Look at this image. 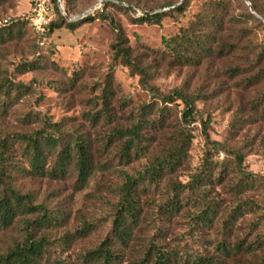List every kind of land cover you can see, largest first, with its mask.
Masks as SVG:
<instances>
[{"label": "trees", "instance_id": "16d2710c", "mask_svg": "<svg viewBox=\"0 0 264 264\" xmlns=\"http://www.w3.org/2000/svg\"><path fill=\"white\" fill-rule=\"evenodd\" d=\"M52 1L57 3V0ZM238 1L243 3V0ZM249 1L253 10L264 18V0ZM106 6L123 9L112 2ZM64 7L68 13L66 3ZM184 8L179 5L171 10L182 13ZM232 9L230 0H213L186 26L180 27L176 35L165 41L163 57L172 66H198L203 60L229 52L232 46L225 38V31L228 28L248 30L243 27L245 20L231 15ZM55 10L59 21H50L46 25L47 35L63 25L72 29L77 24L64 23L57 5ZM171 10L143 16L139 20L159 24L161 17ZM248 15L261 23L253 13L248 12ZM32 18L33 13H29L0 21V45L22 39ZM96 18L107 23L114 32L113 58H120L132 73L139 74L144 85L147 70L133 56L123 29L111 14L102 11L78 23L92 22ZM238 24L240 27H234ZM254 58L255 74L249 77L244 87L255 84V88H261H256L255 97L246 103L250 115L244 113L243 107L237 108L235 124H246L254 118L264 119V45L255 48ZM39 60L40 53L32 52L21 56L14 71L0 69V119L12 114L18 103L30 99L29 109L21 121L25 125L37 122V127L28 129L0 130V264H71L58 256L56 248L65 247L77 237L87 236L94 229L85 224V228L68 231L69 214L64 207L51 208L44 199L38 202L34 191L21 188V181L73 178L74 186L82 189L96 171L106 172L112 167L110 156L102 159L99 156L112 152L114 148V158L124 165L140 159H145V165L135 174L123 172L121 183L116 185V198L109 203L110 233L93 249L83 253L81 262L121 264L124 250L132 248L138 240L137 234L145 226H150L157 235L144 237L141 250L130 255L126 264H264V231L234 242L230 238V230L238 216L248 212L255 214L259 210L262 220L258 223V219H254L252 226L255 228L258 223L264 228V204L244 195L255 188L264 191V176L244 164L247 153L244 145L211 139L210 117L204 118V112L195 106L201 95L188 93L184 88H175L161 95L149 88L153 100L142 104L125 122H118L108 101L111 89L106 86L101 93V109L88 118L91 126L100 120V116L108 119L102 139L95 143L89 130L67 126L66 119L52 121L34 109L43 98L38 90L39 81L25 82L18 79L17 74L39 69ZM72 72L73 80L82 74L80 69ZM177 101L181 102V108ZM172 107L176 109V122L170 123L173 131L166 133ZM197 121L202 124L204 140L201 163L189 179L182 182L174 178V174L186 164L194 140L190 127ZM233 128L236 129L237 125ZM156 135L164 140L157 143ZM220 154H223L222 158ZM216 186H221L225 196H229L234 204L224 218H220L219 213L225 199L213 193ZM156 195L159 200H153ZM185 205L193 209L190 214L194 219L191 234L198 235L200 230L212 228L220 234L218 239L205 240L208 247L203 251H183L176 249L174 244L167 247L159 239L164 238V225ZM259 253V260H255ZM239 257L246 259L242 261Z\"/></svg>", "mask_w": 264, "mask_h": 264}, {"label": "rangeland", "instance_id": "374dc122", "mask_svg": "<svg viewBox=\"0 0 264 264\" xmlns=\"http://www.w3.org/2000/svg\"><path fill=\"white\" fill-rule=\"evenodd\" d=\"M39 1L41 0H0V21L27 16L29 13H33L34 17L36 13L34 9ZM99 1L62 0V6L65 10L66 3L68 8L66 14L75 17L89 11ZM118 1L128 6L115 3L123 8L116 9L106 6L109 2L114 3L112 0H105L91 15H97L103 11L111 14L119 23L127 37L133 56L136 57L139 65L147 70L144 85L139 74L132 73L120 58H113L111 44L114 42V32L99 18L82 23H78L80 21L78 20L74 22L77 24L72 29L63 25L50 35H47L48 31L45 27L41 35L42 39H39L40 33L32 28L30 22L26 25L22 39L16 38L0 45V69L14 71L21 56L31 55L32 52L40 53L41 67L39 69L17 74V78L25 82L34 79L39 81L38 90L43 98L35 107L31 106L41 114L50 117L52 121L66 119L67 126L89 130L95 143L102 139V133L108 127L105 124L108 119L100 116V120L91 126L88 118L101 109V93L106 86L111 89L108 101L118 122H125L132 112L137 113L142 104L153 100L149 88L157 90L161 95H166L175 88H184L188 93L199 94L202 98L195 101V106L204 112V118L210 117L211 139L233 145H244L247 150L244 164L253 172L264 176V119L254 118V120H248L246 124L242 122L235 124L234 121L239 107L246 110L245 114H251L246 103L255 97V89L261 88V86L255 88V84L248 88L244 85L249 81V77L255 74V48L264 45V18L257 12H253L246 0H243V3L230 0L233 7L231 15L240 17L242 21L245 20L243 27H247L248 30L239 31V28H228L225 31V38L232 46L229 52L217 58L203 60L198 66H172L167 58L163 57L165 41L176 35L180 27L186 26L213 0ZM44 5L48 23L59 21L55 10V5L58 7V3L46 0ZM172 5L185 6L184 11L177 13L171 10L169 14L161 17L159 24L139 20L144 16L143 11L158 10ZM248 12L253 13L261 23L250 18ZM63 18L64 23H67L64 16ZM234 27H240V25ZM74 69H80L82 74L78 79L73 80L71 77ZM176 103L181 108V102ZM29 105L30 99L18 103L13 108L12 114L0 119V130L37 127V122L25 125L21 121ZM175 111L176 109L173 108L168 117L169 125L165 130L166 133L173 131L170 123L176 122ZM235 125L238 129L233 128ZM190 128L194 133V140L189 156L185 166L174 174V178L182 182L187 181L190 174H193L201 163L204 148L201 122H194ZM155 140L161 143L164 137L156 135ZM156 145L155 143L154 146ZM114 150L115 148L112 152H104L99 156V159L110 156L112 167L106 172L96 171L82 189L74 186L73 178L21 181V188L34 191L38 202L44 199L51 208L64 207L69 214L66 222L68 231L74 232L76 229L85 228V224H90L91 229H94L87 236L77 237L65 247L56 248L58 256L71 264H85L80 260L81 255L93 249L109 235L111 228L109 203L116 198V185L121 183L123 172L135 174L145 165V159L124 165L114 158ZM222 157L223 154H220V158ZM213 190V193L225 199L222 200L224 203L219 213V217L224 218L234 204L230 202L229 196H225V190L221 186H216ZM244 195L253 197L257 202L264 204V191L260 192L255 188L245 192ZM159 199L156 195L153 200ZM192 211L190 205H185L179 213L170 218L164 225L166 229L164 238H159L161 243L167 247L174 244L176 249L183 251L186 249L203 251L208 247L205 240L219 238L220 234L214 228L202 229L198 235L191 234V222L194 220L190 215ZM259 213L258 210L255 214L248 212L238 216L230 230L232 242L264 231V228L258 224L262 220ZM254 219L255 221L258 219L255 228L252 226ZM154 235H157L155 231L150 226H145L141 233L137 234L138 240L133 247L124 250V261L121 264H126L130 255H135L141 250L144 237ZM1 239L2 237H0V246ZM260 255L259 253L257 258L255 256V260H259ZM239 259L245 261L246 258L239 257Z\"/></svg>", "mask_w": 264, "mask_h": 264}, {"label": "water", "instance_id": "95a60500", "mask_svg": "<svg viewBox=\"0 0 264 264\" xmlns=\"http://www.w3.org/2000/svg\"><path fill=\"white\" fill-rule=\"evenodd\" d=\"M105 0H100L97 5H95L94 7H92L89 11L79 15V16H75V17H70L69 15L66 14L63 6H62V0H57V3H58V8L61 12V14L65 17V19L68 21V22H76L78 20H81L89 15H91L97 8H99L103 3H104ZM114 3H117V4H120L122 6H125L127 7L128 5L123 3V2H120L118 0H112ZM246 2L248 3V5L250 6L251 10L254 12L253 8H252V5L250 3L249 0H246ZM176 7V5H172V6H166V7H163L161 9H158V10H152V11H143L142 14L144 16H148V15H153V14H157V13H160V12H164V11H168V10H171V9H174Z\"/></svg>", "mask_w": 264, "mask_h": 264}, {"label": "built area", "instance_id": "2783aa9c", "mask_svg": "<svg viewBox=\"0 0 264 264\" xmlns=\"http://www.w3.org/2000/svg\"><path fill=\"white\" fill-rule=\"evenodd\" d=\"M45 2L46 0H41L37 3L36 12L34 17L31 20V26L37 33H42L45 30L46 25L48 24V20L46 18V11H45Z\"/></svg>", "mask_w": 264, "mask_h": 264}]
</instances>
